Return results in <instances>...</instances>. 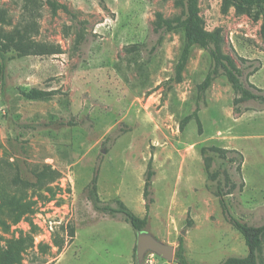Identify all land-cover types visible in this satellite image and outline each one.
Instances as JSON below:
<instances>
[{
	"label": "rangeland",
	"instance_id": "374dc122",
	"mask_svg": "<svg viewBox=\"0 0 264 264\" xmlns=\"http://www.w3.org/2000/svg\"><path fill=\"white\" fill-rule=\"evenodd\" d=\"M52 1L67 9L0 3L2 34L21 31L52 51H0V250L18 252L19 264H138L137 232L103 210L121 201L175 252L183 238L190 264L247 256L217 194L238 220L264 223V106L236 102L222 69L200 100L209 48L194 47L176 78L184 30L160 34L156 24L183 16L180 0ZM200 15L207 31L221 33L242 82L264 90V12L200 0ZM32 89L56 94L33 100ZM198 106L201 129L196 119L183 123ZM143 264L179 263L148 253Z\"/></svg>",
	"mask_w": 264,
	"mask_h": 264
},
{
	"label": "trees",
	"instance_id": "16d2710c",
	"mask_svg": "<svg viewBox=\"0 0 264 264\" xmlns=\"http://www.w3.org/2000/svg\"><path fill=\"white\" fill-rule=\"evenodd\" d=\"M49 3L55 13L59 8L67 9L66 6L59 4L57 1L49 0ZM179 3L180 5H183L184 8L183 16L166 19L164 16L160 15L156 24L157 31L160 34H166L179 28L184 30L186 44L176 67V78L179 81L182 79V74L188 65L194 47L199 46L202 48H209L213 60V69L209 72L204 82L199 85L200 100L204 99V95L213 84L218 70L222 69L225 76L231 83L235 93L239 96L236 102L255 101L264 106V90L251 83H248V86L244 84L240 77L241 72L239 68H237L234 60L222 53L223 40L221 33L219 31L210 32L204 28V21L200 15V0H183V2L180 0ZM224 4L227 7L234 6L238 11L261 10L264 12V0H224ZM177 5L180 6L179 4ZM5 18L6 16L4 13H2L0 7V51L4 55L12 51L17 52L20 55L36 54L38 52L48 55L51 54L52 51L46 50L45 45L26 41L21 31H14L10 34H2L5 25ZM262 32L264 33V23L262 26ZM55 94V91H45L39 89H32L31 91L25 93L28 98L33 100L46 99ZM199 107L200 106H198L196 112L193 115L187 117L184 120V124H188L191 120L196 119L199 128H202V122L198 115L200 110ZM211 150L213 152H217L223 157H227V155L230 153L229 150L216 147L211 148ZM238 171L240 173L242 171L241 164H239ZM154 176V170L149 167L144 193L145 199L149 200L147 204V210L150 209V205L153 202L150 196ZM97 189L98 172L92 181V190L97 201L100 202ZM217 195L219 196L220 205L227 221L240 232L248 248L247 256H232L219 264H261L260 253L264 245V223L262 225L256 226L248 222L238 220L232 215L225 200V195L221 191H219ZM98 208L101 209V207ZM103 210L110 213L111 215H123L125 220L136 232L145 231L148 225V220L146 218L139 217L121 201L119 202L118 209L104 207ZM185 252L184 239L181 238L178 251L176 252V259L179 264H190ZM19 263L20 255L18 252L13 250H0V264Z\"/></svg>",
	"mask_w": 264,
	"mask_h": 264
},
{
	"label": "water",
	"instance_id": "95a60500",
	"mask_svg": "<svg viewBox=\"0 0 264 264\" xmlns=\"http://www.w3.org/2000/svg\"><path fill=\"white\" fill-rule=\"evenodd\" d=\"M137 244V259L138 264H143L148 253H154L167 261H174L176 252L174 246L167 245L158 240L153 234L148 231H139Z\"/></svg>",
	"mask_w": 264,
	"mask_h": 264
}]
</instances>
